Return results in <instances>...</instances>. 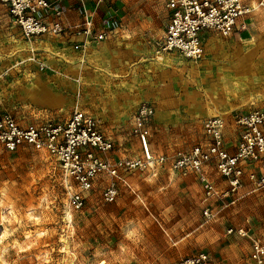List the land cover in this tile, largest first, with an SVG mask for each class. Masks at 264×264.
Returning a JSON list of instances; mask_svg holds the SVG:
<instances>
[{"label":"rangeland","instance_id":"rangeland-1","mask_svg":"<svg viewBox=\"0 0 264 264\" xmlns=\"http://www.w3.org/2000/svg\"><path fill=\"white\" fill-rule=\"evenodd\" d=\"M260 1L243 0L249 10L244 17L245 29L235 37L213 34L227 46L213 45L212 50L206 46L198 62L174 54L163 59L165 63L142 66L147 86L159 91L163 116L149 99L137 102L118 117L97 115L96 111L111 110L94 105L81 108L80 93L85 91L88 103L102 96L93 88L97 83L85 79L82 68L77 77L67 74L71 84L64 94L74 98L67 107L55 108L64 104L61 98L50 110L22 103L19 92L27 90L32 76L25 63H18L24 50L14 45L35 37L10 29L11 33L0 36L1 109L6 107L20 119L37 123L65 120L74 110H83L100 122L104 134L114 142L113 150L102 157L118 163L144 159L133 115L141 104L150 103L154 115L148 128L149 149L154 156L168 158L163 166L154 165L153 169L120 170V178L101 172L93 189L84 195L83 207L75 209L70 187H76L53 157L30 146L14 152L0 148V264H179L199 253L208 254L213 264H249L251 239L264 242V191L245 193L222 210L219 198L203 203L204 190L193 174L173 175L166 164L179 151L207 147L203 123L209 118H233L236 113L264 105L260 93L264 90V8ZM108 2L104 5L107 11L120 13L119 23L144 34L151 47H156L168 21L164 0ZM239 41L249 43L245 48L248 57L236 66L238 59L231 51L246 47ZM10 43H14L13 48ZM58 83L54 81L53 86L60 92ZM112 116L115 120L109 124L106 119ZM161 117V123H156ZM207 172L216 175L214 180L219 178L213 165ZM111 184L117 195L107 202L104 192ZM206 205L213 213L210 219L203 214ZM233 209L239 211L228 216ZM236 220L246 225V236L238 234L242 227H235ZM231 229L234 233L229 235ZM230 237L236 243H229Z\"/></svg>","mask_w":264,"mask_h":264},{"label":"built area","instance_id":"built-area-1","mask_svg":"<svg viewBox=\"0 0 264 264\" xmlns=\"http://www.w3.org/2000/svg\"><path fill=\"white\" fill-rule=\"evenodd\" d=\"M168 21L158 43L159 53H178L186 60L198 62L205 52V35L214 33L231 36L245 29L244 17L249 12L243 0H164ZM264 8V0L259 2ZM13 22L25 37L43 35L59 36L72 27L63 22V12L57 3L49 0H0ZM52 17L51 21H46ZM92 23L85 18L82 32L92 40H103L105 34L95 35ZM154 115L150 103L141 104L133 115L134 132L139 137L143 160L126 159L112 162L102 157L114 148V142L104 134L100 122L81 110H74L65 120H50L42 123L24 124L9 112L0 111V148L14 152L30 146L53 157L60 165L70 187V202L81 209L85 194L93 189L96 177L105 172L112 178H120L118 172L144 171L154 165L163 166L165 156H154L149 149V123ZM239 140L235 151L226 147L224 130L226 121L220 116L209 118L203 123L208 138L206 148L201 145L187 152H177L171 158L175 173L193 174L204 190L203 203L217 198L236 195L246 182L255 190H264V107L233 115ZM213 165L227 188L219 189L207 172ZM117 189L111 184L104 192V199L112 202ZM203 214L210 219L213 215L206 205ZM238 234L246 236L244 229ZM229 234L233 230L228 231ZM179 264H213L208 254L199 253L182 260ZM249 264H264V242L251 239Z\"/></svg>","mask_w":264,"mask_h":264},{"label":"crops","instance_id":"crops-1","mask_svg":"<svg viewBox=\"0 0 264 264\" xmlns=\"http://www.w3.org/2000/svg\"><path fill=\"white\" fill-rule=\"evenodd\" d=\"M49 1L57 3V6L63 12L64 24L72 27V30H68L59 36L43 35L26 41L18 40L15 42V45L14 43H10L9 47L13 48L14 45L16 48L17 45L19 50H24V53L20 55L21 59L18 60V63H25L26 67L29 68L28 73L32 76L29 83H27V90L25 89L22 93H20L21 91L19 92L20 101L22 103L27 101L41 109L50 110L54 108L52 106L53 104H58V98H61L64 104L55 108L67 107L70 100L73 102L74 99L64 94L65 88L70 87L69 85L71 84L67 74L73 76L75 73V77H77L79 76V69L82 68L84 69L83 74L85 79L92 81V83H97L93 88L97 90V92H101L102 96L99 101L88 103L86 102L85 91L83 94H79L80 90L78 86V103H81L80 100L82 101L81 108L88 109L89 107L92 108V105H94L96 108L111 110L109 113L101 110L99 112L96 111L97 115L103 116L108 114V116H111L114 114L118 117V115L126 114L137 102L149 99L159 108L157 111L161 113V116L165 115V112L160 110L162 105L160 104L161 99L159 98V91L156 88L150 90L147 86L148 81L142 72V66L145 65L146 67L149 62L153 64L165 63L162 60H169V58H167L169 55L177 54V56L181 58L184 57L175 52L159 53L158 43L161 39L157 42L156 47L152 48L144 34L137 33V31H135L136 29L128 27L129 25L124 26L125 24L119 23V20H121L119 19V12L107 11L104 5L109 3L108 0ZM85 18L91 21V31L93 34H105L103 40H92L91 37L86 36L82 32ZM51 20L52 17L46 19L48 22ZM9 29L15 34L23 35L21 28L13 22L8 11L4 7H0V36L11 33L8 32ZM213 34L214 33H208L205 35V47L207 46L210 50L213 49V45L218 46L219 42ZM235 35L237 34L233 36L235 37ZM212 38H216L214 40L215 42L211 43L208 47V41ZM238 49H235L234 52L231 51V55L235 56V58L239 55ZM247 57L248 56L245 55L244 59L236 60L235 65L240 66ZM80 59L82 64L79 61ZM185 61L189 60L185 59ZM1 64L2 63H0V68H2ZM41 66H45L43 71L39 70ZM54 81H58V84L61 82L60 92L55 90L53 86ZM260 93L261 96H264V90L260 91ZM262 107H264V105ZM227 108H229L228 105ZM0 111L13 114L24 124L37 123L34 120L20 119L18 115L6 107L3 109L0 108ZM114 118L112 116L109 120H106L111 124L114 122ZM162 120L163 117L156 123H161ZM226 120L228 123V127L224 134L226 147L230 153H233L239 140L238 130L234 126L232 116L225 119V121ZM167 165H169L173 175H180L171 169V162L169 164L167 163L166 166ZM214 176L216 175H210L211 179L217 183L219 189L222 190L227 188V183L224 182L223 179L216 177L214 180ZM257 191L261 190H255L253 185L246 182L244 187L241 188L236 195L219 199L221 200L220 202L223 203L221 209L223 210L235 204L237 200L244 197L245 193L248 194ZM224 205L225 207H223ZM238 211V209H233V213H227V215L231 216L234 212L236 213ZM235 224L236 228H244V224L239 220H236ZM229 243H236V241L230 237ZM230 247L231 246H229V248Z\"/></svg>","mask_w":264,"mask_h":264},{"label":"bare ground","instance_id":"bare-ground-1","mask_svg":"<svg viewBox=\"0 0 264 264\" xmlns=\"http://www.w3.org/2000/svg\"><path fill=\"white\" fill-rule=\"evenodd\" d=\"M216 38H212V39H210L209 41H208V47H209V45L211 44V43H214ZM239 43L241 44H245V46L246 47H244V48H241V49H238V56H236L237 58H238V60H241V59H244L245 58V48H247V47H249V43L247 44V42H240L239 41ZM238 43V44H239ZM218 45H220V46H222V47H225V46H227V45H225V44H223V42H221L220 40H219V42H218ZM231 46V45H230ZM208 50H210L209 48H208ZM31 60H33V59H31Z\"/></svg>","mask_w":264,"mask_h":264}]
</instances>
